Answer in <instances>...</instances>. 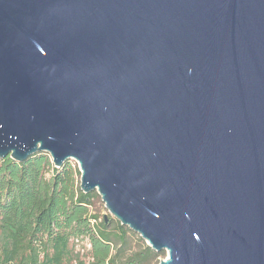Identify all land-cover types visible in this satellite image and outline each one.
I'll list each match as a JSON object with an SVG mask.
<instances>
[{
  "label": "water",
  "instance_id": "95a60500",
  "mask_svg": "<svg viewBox=\"0 0 264 264\" xmlns=\"http://www.w3.org/2000/svg\"><path fill=\"white\" fill-rule=\"evenodd\" d=\"M38 152L159 264H264V0H0V159Z\"/></svg>",
  "mask_w": 264,
  "mask_h": 264
},
{
  "label": "trees",
  "instance_id": "16d2710c",
  "mask_svg": "<svg viewBox=\"0 0 264 264\" xmlns=\"http://www.w3.org/2000/svg\"><path fill=\"white\" fill-rule=\"evenodd\" d=\"M79 176L72 162L55 167L45 152L0 159V264L159 263L165 251L133 247L119 222L91 213L98 195L82 192Z\"/></svg>",
  "mask_w": 264,
  "mask_h": 264
},
{
  "label": "rangeland",
  "instance_id": "374dc122",
  "mask_svg": "<svg viewBox=\"0 0 264 264\" xmlns=\"http://www.w3.org/2000/svg\"><path fill=\"white\" fill-rule=\"evenodd\" d=\"M72 164H74L75 168L77 169V165L76 163L71 160ZM79 170V169H78ZM96 192V191H95ZM98 195V194H97ZM89 209L91 210V213L93 214H97L99 216V219H102V217H106V219L108 218H112V224H116L117 222H119L117 219H115L109 212L108 210L105 208L100 196L98 195L93 197L92 199V204L89 206ZM123 227H125L127 229V234L128 236L130 237V241H131V245L133 247L137 246L139 243L141 244L142 242L146 243L140 236L139 234H137L136 232L130 230L127 226H124V225H121ZM81 245L80 246H83V242L80 243ZM85 256V255H83ZM166 257V255L161 258V259H164ZM159 264V263H158Z\"/></svg>",
  "mask_w": 264,
  "mask_h": 264
},
{
  "label": "built area",
  "instance_id": "2783aa9c",
  "mask_svg": "<svg viewBox=\"0 0 264 264\" xmlns=\"http://www.w3.org/2000/svg\"><path fill=\"white\" fill-rule=\"evenodd\" d=\"M71 160H73V159H69V160H67V161H70V162H71ZM73 161L76 163L77 168H78V163H77L75 160H73Z\"/></svg>",
  "mask_w": 264,
  "mask_h": 264
}]
</instances>
